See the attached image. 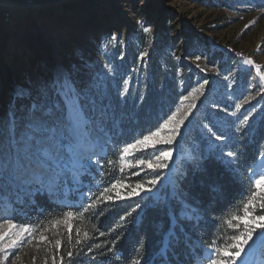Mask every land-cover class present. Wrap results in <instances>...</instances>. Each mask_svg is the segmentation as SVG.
<instances>
[{"label":"rangeland","instance_id":"obj_1","mask_svg":"<svg viewBox=\"0 0 264 264\" xmlns=\"http://www.w3.org/2000/svg\"><path fill=\"white\" fill-rule=\"evenodd\" d=\"M145 28L150 31L145 32ZM150 50L157 56H174L191 76L188 93L173 111L180 109L177 119L186 113L187 118L172 145L137 146L126 156L121 151L115 163L120 171L131 172L130 177L144 174L152 178L142 184L151 188V193L137 189L138 184H119L111 192L100 194L102 200H106L104 196H111L115 202L154 196L163 185L175 183L176 159H193L198 152L227 153L224 144L231 126L257 124L264 117V0H68L18 9L0 6V130L6 135L8 117L13 112L22 130L30 124L49 130L40 145L43 152L30 159L50 163L49 174L59 177L60 185L40 193L74 208L98 186L95 172L110 141L99 125L100 118L109 113L103 98L106 83L110 80L115 84L119 76L125 91L133 75L139 78L136 81L144 78V60ZM248 60L253 63L249 65ZM65 78H70L85 97L86 116L74 120L83 124L80 128L74 126L65 106L61 91ZM201 84L204 87L197 92ZM21 90L31 95L18 96ZM33 102L41 107L36 117L29 111ZM245 116L248 123L242 124ZM205 125L226 139L215 141ZM161 134L167 135V130ZM93 145L95 149L87 150ZM209 145L219 147L210 152ZM169 149L173 158L162 161L169 167H148L149 161L155 164L160 151ZM34 171L19 179H0V234L9 231V223L15 225L0 240V264H65L56 255L60 247L55 243L68 239L65 218L41 231L13 220L36 193V186L30 185ZM259 173H264V155L250 172L252 182ZM154 179L158 183L151 185ZM133 189L139 195H130ZM78 220L74 215L70 221L71 236L77 232ZM22 228L29 232L16 245L7 247ZM40 236L47 240L41 241ZM261 246L258 241L245 246L242 264H261ZM213 258L222 257L216 254Z\"/></svg>","mask_w":264,"mask_h":264},{"label":"trees","instance_id":"obj_2","mask_svg":"<svg viewBox=\"0 0 264 264\" xmlns=\"http://www.w3.org/2000/svg\"><path fill=\"white\" fill-rule=\"evenodd\" d=\"M157 55L154 50L147 52L144 78L136 81L139 78L133 75L126 91L119 76L115 84L106 83L103 98L109 113L99 125L110 141L95 172L98 186L87 200L70 208L49 194L35 193L30 205L14 214L16 223L41 231L72 212L79 219V232L71 241L63 240L56 252L65 264H135L137 260L140 264H208L209 257L216 255L214 250L231 243L232 235L239 232L229 228L227 221L241 214L237 210L254 190L250 172L264 155V117L257 124L231 126L224 150L237 154L235 163H226L229 159L217 152H198L193 159H176L175 183L163 185L154 196L116 202L99 199L113 184L135 186L152 179L144 174L130 177L131 172L120 171L115 163L126 145L156 130L173 113L193 83L174 56ZM187 205L195 211L192 218L183 219ZM170 228H175L180 242L161 255ZM68 251L73 257H68ZM260 251L264 264V245Z\"/></svg>","mask_w":264,"mask_h":264},{"label":"snow or ice","instance_id":"obj_3","mask_svg":"<svg viewBox=\"0 0 264 264\" xmlns=\"http://www.w3.org/2000/svg\"><path fill=\"white\" fill-rule=\"evenodd\" d=\"M145 32L150 31V29L145 28ZM199 59V57H197ZM247 63L251 65L252 60H248ZM264 79V77H262ZM207 83V81H205ZM204 85L201 84L199 89H196L199 92L203 89ZM61 91L63 93L65 106L71 105L72 108V117L73 120L79 121L86 113L84 112L83 101L85 97L83 93L76 88L74 83L70 78H65L64 83L61 84ZM126 91V90H125ZM18 96L28 97L31 94L24 90H21L17 93ZM94 102V101H93ZM192 107H195L193 105ZM237 108H240L241 105H236ZM31 115L36 117V114L41 111L40 104L33 102L29 109ZM180 109H177L176 112H173L163 123L159 124L155 131H151L148 135H144L141 139L135 141V143L129 144L127 147L123 148L124 155H128L130 150L137 149V146H140L141 149H147L149 146L155 147L159 144L172 145L176 141L177 135L180 132L181 125L184 124V120L187 118V113L182 116L180 119H177ZM38 118V117H37ZM242 124L248 123V117L245 116ZM26 131L21 129V126L17 122L15 113H11L8 117L7 124V133H3V130H0V179H3L5 176H9L13 179H19L20 176L29 172L33 168L35 171L33 173V179L30 181V185H35V192L40 193L42 190H45L48 187L59 188L60 180L59 177L55 175H50L51 165L47 161L36 159L33 162V159L30 157H35L37 153H42L43 149L40 147L42 141L47 137L46 133L49 131L47 129L41 128L39 126L27 125ZM207 128L208 134L215 141L223 142L226 137L223 134H217L212 131L211 128ZM167 130V135H162L161 133ZM239 131V129H237ZM5 145H7V151L5 152ZM219 147V145H209V151L211 152L213 148ZM35 150V152L33 151ZM230 159L226 161L228 164L235 163L238 159L237 154L233 151H228L227 153H222ZM173 158V151L171 149L167 151H160L159 155L155 156V164L151 161L148 162V167L155 170L165 169L169 167L168 163L162 161H170ZM139 164H144L145 160H138ZM130 166V165H128ZM151 185H156L157 180H152L149 182ZM254 190L251 191L249 198L242 203L240 208L237 210L241 214L232 215L231 219L227 221V226L233 229H240L243 225V230L239 231L238 234H234L231 237V243L226 244L223 247H218L214 250L215 254H218L221 259L211 258L208 259V264H242L244 260V254L247 251L245 246H251L257 241L264 245V173H259L258 178L254 180ZM122 186V185H121ZM118 184L111 185L110 188L105 189V193L111 192L113 189H116ZM137 189L142 191H147L151 193V188H145L144 185H136ZM136 194L139 195V192H136L133 189V192L130 195ZM103 195V194H102ZM119 197V192L116 193ZM122 198V197H121ZM104 199L111 200V196H104ZM99 202V201H98ZM257 204H259V214L257 213ZM96 205L93 204L94 208ZM191 205H187L185 211L182 213L183 219H188L193 217V212ZM74 218L72 212L65 214V223L68 228V239L71 241V231L72 224L70 221ZM235 221V223H233ZM57 222L53 221L55 225ZM15 225L9 223V231L0 234V240H3L5 236L9 235L12 228ZM27 228H22L15 235L17 239H13L7 247H12L17 244L18 240L22 239L25 233H28ZM79 232V229H77ZM29 235H31L29 233ZM85 235H87L85 233ZM41 241L47 240V237L40 236ZM180 242V237L177 234L175 228H170L164 240V247L161 249V255H166L169 251H173L176 245ZM31 243V240H29ZM57 248L60 247L61 241L57 240ZM77 243H80L77 240ZM68 257H73L74 253L68 251ZM54 260V258H53ZM55 264V261H54ZM135 264H140V261L137 260Z\"/></svg>","mask_w":264,"mask_h":264},{"label":"water","instance_id":"obj_4","mask_svg":"<svg viewBox=\"0 0 264 264\" xmlns=\"http://www.w3.org/2000/svg\"><path fill=\"white\" fill-rule=\"evenodd\" d=\"M60 1L63 2L68 0H0V4L16 6L19 8H29L33 6L53 4Z\"/></svg>","mask_w":264,"mask_h":264},{"label":"bare ground","instance_id":"obj_5","mask_svg":"<svg viewBox=\"0 0 264 264\" xmlns=\"http://www.w3.org/2000/svg\"><path fill=\"white\" fill-rule=\"evenodd\" d=\"M0 6H2V7H4V8H7V9H18L19 7H16V6H10V5H5V4H0ZM68 111H69V115H71V117H72V108H71V105H68ZM72 119H73V117H72ZM74 121V120H73ZM74 126H76V128H80V127H82L83 126V124L82 123H76L75 121H74ZM96 148V146L95 145H93L92 147H90V146H88V148H87V150H90V149H95ZM84 150V149H83ZM97 150V149H96ZM92 151V150H91Z\"/></svg>","mask_w":264,"mask_h":264}]
</instances>
